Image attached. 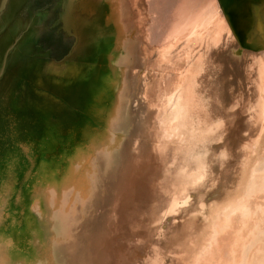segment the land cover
<instances>
[{
  "label": "rangeland",
  "instance_id": "1",
  "mask_svg": "<svg viewBox=\"0 0 264 264\" xmlns=\"http://www.w3.org/2000/svg\"><path fill=\"white\" fill-rule=\"evenodd\" d=\"M0 264H264V0H0Z\"/></svg>",
  "mask_w": 264,
  "mask_h": 264
},
{
  "label": "water",
  "instance_id": "2",
  "mask_svg": "<svg viewBox=\"0 0 264 264\" xmlns=\"http://www.w3.org/2000/svg\"><path fill=\"white\" fill-rule=\"evenodd\" d=\"M22 11H24V13L27 12V8L24 7V9H23ZM20 38H21V37H20ZM21 39H22V38H21ZM17 43H18V44L20 43V39L17 41ZM36 48H37L38 50H40L39 46H36ZM26 49H27V48H26ZM27 52H29L28 49H27ZM5 54H6V55H5L6 57H5L3 60H9V59H10V58H9V54L11 55V53H8V52L5 51ZM24 55H25V54H24ZM1 69H2V68H1Z\"/></svg>",
  "mask_w": 264,
  "mask_h": 264
},
{
  "label": "bare ground",
  "instance_id": "3",
  "mask_svg": "<svg viewBox=\"0 0 264 264\" xmlns=\"http://www.w3.org/2000/svg\"><path fill=\"white\" fill-rule=\"evenodd\" d=\"M166 77V76H165Z\"/></svg>",
  "mask_w": 264,
  "mask_h": 264
}]
</instances>
